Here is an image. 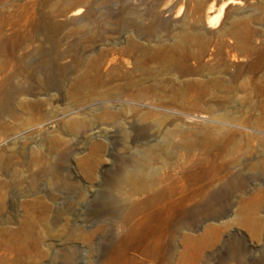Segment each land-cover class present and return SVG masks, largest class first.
<instances>
[{"label": "rangeland", "instance_id": "374dc122", "mask_svg": "<svg viewBox=\"0 0 264 264\" xmlns=\"http://www.w3.org/2000/svg\"><path fill=\"white\" fill-rule=\"evenodd\" d=\"M226 1L0 0V264H264V0Z\"/></svg>", "mask_w": 264, "mask_h": 264}, {"label": "bare ground", "instance_id": "6f19581e", "mask_svg": "<svg viewBox=\"0 0 264 264\" xmlns=\"http://www.w3.org/2000/svg\"><path fill=\"white\" fill-rule=\"evenodd\" d=\"M229 1H230V0H228V1H226V2H222V3L219 5L217 13H216L215 15L211 16V21L207 23V24H208V27H210V26L212 25V22H213V21H217V20H218V18L220 17L221 12H222L224 6H225L227 3H229ZM79 13H80V12H75V13H73V14H74V15H79ZM0 91H2V86H1V85H0ZM10 98H11V96H10L8 93H4V94H3V99H4V101H7V102H8V101L10 100Z\"/></svg>", "mask_w": 264, "mask_h": 264}]
</instances>
